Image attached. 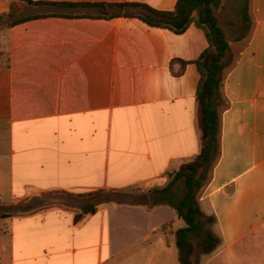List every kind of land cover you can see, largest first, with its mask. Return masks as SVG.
Returning <instances> with one entry per match:
<instances>
[{
    "label": "crops",
    "instance_id": "obj_1",
    "mask_svg": "<svg viewBox=\"0 0 264 264\" xmlns=\"http://www.w3.org/2000/svg\"><path fill=\"white\" fill-rule=\"evenodd\" d=\"M31 1L51 4L0 0V207H32L0 214V264H178L184 222L166 205L95 199L74 217L89 193L163 187L199 154L203 30L120 6L177 0ZM11 11L35 17L7 24ZM242 40L230 42L219 154L198 198L220 242L200 264H264V8Z\"/></svg>",
    "mask_w": 264,
    "mask_h": 264
},
{
    "label": "trees",
    "instance_id": "obj_2",
    "mask_svg": "<svg viewBox=\"0 0 264 264\" xmlns=\"http://www.w3.org/2000/svg\"><path fill=\"white\" fill-rule=\"evenodd\" d=\"M23 2L31 6L51 4L31 0H23ZM219 5L220 0H177L174 8L169 11H159L139 3L120 5L137 9V12H126V15L138 17L150 26L168 28L175 33H181L194 24L203 30L208 43L194 61L199 72L195 98L202 141L200 152L194 159L182 163L178 169L170 173L169 180L163 187H155L136 195L139 199L137 205L147 207L166 205L183 220L184 226L174 232L178 264H200L201 258L211 254L220 242L219 237L212 230L214 217L206 215L201 210L198 199L218 158L219 119L221 111L227 106L222 85L226 71L233 63L231 40L227 38L215 14V9ZM8 17L7 24H12L35 16L14 18V13L11 11ZM243 24L246 31H251L247 14L243 17ZM241 39L238 37L234 40ZM117 194L125 196L121 192ZM108 200L115 201L111 198ZM31 210L30 204L23 202L0 207V214H20ZM95 212L96 202L90 195V200L83 205L79 213L75 214L74 221H78L83 214Z\"/></svg>",
    "mask_w": 264,
    "mask_h": 264
},
{
    "label": "rangeland",
    "instance_id": "obj_3",
    "mask_svg": "<svg viewBox=\"0 0 264 264\" xmlns=\"http://www.w3.org/2000/svg\"><path fill=\"white\" fill-rule=\"evenodd\" d=\"M263 1V0H262ZM264 4L258 3L257 0H220V5L215 9V14L218 21L223 28L227 38L229 40H234L238 37L243 38L239 42L242 45L245 40L249 37L250 31H246L245 25L243 24V17L245 14L248 15L250 19V27L255 23V18L258 17L263 11ZM7 21V20H6ZM242 43V44H241ZM233 59V57H232ZM124 193V195H118L117 193ZM142 191L136 189H128L125 191L118 192H93L89 193L95 199H115V201H108L112 204H125V205H135L137 206L138 198L137 194ZM88 195V194H87ZM131 195V196H130ZM50 197H55L51 196ZM58 198H63V194H58ZM90 199V198H89ZM126 201L125 203H118L117 201ZM96 202V201H95ZM145 206V205H140ZM147 207V206H145Z\"/></svg>",
    "mask_w": 264,
    "mask_h": 264
}]
</instances>
